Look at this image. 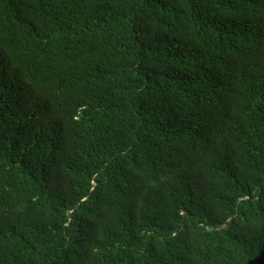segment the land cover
Here are the masks:
<instances>
[{"label":"trees","instance_id":"1","mask_svg":"<svg viewBox=\"0 0 264 264\" xmlns=\"http://www.w3.org/2000/svg\"><path fill=\"white\" fill-rule=\"evenodd\" d=\"M0 264H264V0H0Z\"/></svg>","mask_w":264,"mask_h":264}]
</instances>
